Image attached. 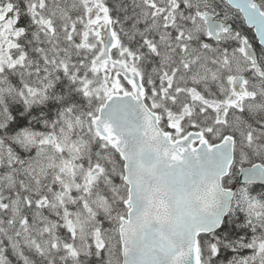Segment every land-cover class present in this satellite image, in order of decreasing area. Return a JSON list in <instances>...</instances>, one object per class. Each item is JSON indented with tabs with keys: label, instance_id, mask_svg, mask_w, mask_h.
<instances>
[{
	"label": "snow or ice",
	"instance_id": "1",
	"mask_svg": "<svg viewBox=\"0 0 264 264\" xmlns=\"http://www.w3.org/2000/svg\"><path fill=\"white\" fill-rule=\"evenodd\" d=\"M0 264H264V0H0Z\"/></svg>",
	"mask_w": 264,
	"mask_h": 264
}]
</instances>
